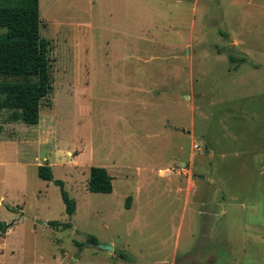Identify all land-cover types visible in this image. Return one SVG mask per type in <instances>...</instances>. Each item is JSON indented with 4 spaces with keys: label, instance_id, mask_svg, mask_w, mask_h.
<instances>
[{
    "label": "rangeland",
    "instance_id": "374dc122",
    "mask_svg": "<svg viewBox=\"0 0 264 264\" xmlns=\"http://www.w3.org/2000/svg\"><path fill=\"white\" fill-rule=\"evenodd\" d=\"M39 2L53 91L35 127L0 110V264H264V0Z\"/></svg>",
    "mask_w": 264,
    "mask_h": 264
},
{
    "label": "trees",
    "instance_id": "16d2710c",
    "mask_svg": "<svg viewBox=\"0 0 264 264\" xmlns=\"http://www.w3.org/2000/svg\"><path fill=\"white\" fill-rule=\"evenodd\" d=\"M41 13L39 0H0V78L12 81L0 82V110L19 111L20 120L28 127L39 124L41 103L53 91L51 42L41 36ZM40 179L53 182L60 191L66 214L76 213V201L70 197L61 180H55L51 167H39ZM113 178L105 168L90 170L88 190L95 194L113 193ZM131 198L127 199L130 208ZM55 229H70L71 224L48 223ZM11 225L0 222V238ZM88 243L98 244L95 237Z\"/></svg>",
    "mask_w": 264,
    "mask_h": 264
},
{
    "label": "water",
    "instance_id": "95a60500",
    "mask_svg": "<svg viewBox=\"0 0 264 264\" xmlns=\"http://www.w3.org/2000/svg\"><path fill=\"white\" fill-rule=\"evenodd\" d=\"M199 179H205V176H198ZM94 247L101 249V250H105L107 252L112 253L113 252V245L112 244H107V245H100V244H93Z\"/></svg>",
    "mask_w": 264,
    "mask_h": 264
},
{
    "label": "crops",
    "instance_id": "0c3cea01",
    "mask_svg": "<svg viewBox=\"0 0 264 264\" xmlns=\"http://www.w3.org/2000/svg\"><path fill=\"white\" fill-rule=\"evenodd\" d=\"M209 156H213V152L212 151H210L209 153H207ZM205 178H206V181L209 183V184H211V185H214L215 183H216V181H215V179L210 175H208V176H205ZM226 213V211H223V212H221L220 214L221 215H224ZM210 215L211 216H216L217 214H215V213H210Z\"/></svg>",
    "mask_w": 264,
    "mask_h": 264
},
{
    "label": "built area",
    "instance_id": "2783aa9c",
    "mask_svg": "<svg viewBox=\"0 0 264 264\" xmlns=\"http://www.w3.org/2000/svg\"><path fill=\"white\" fill-rule=\"evenodd\" d=\"M194 149H195L196 151H199V146H198V145L194 146ZM178 173H179V174H187L188 171H187L186 166H185V165L180 166V169H179Z\"/></svg>",
    "mask_w": 264,
    "mask_h": 264
}]
</instances>
